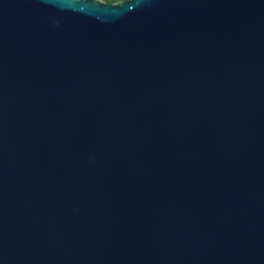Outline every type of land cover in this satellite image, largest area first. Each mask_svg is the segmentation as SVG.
<instances>
[{
    "label": "water",
    "instance_id": "1",
    "mask_svg": "<svg viewBox=\"0 0 264 264\" xmlns=\"http://www.w3.org/2000/svg\"><path fill=\"white\" fill-rule=\"evenodd\" d=\"M0 264H264V0H0Z\"/></svg>",
    "mask_w": 264,
    "mask_h": 264
},
{
    "label": "trees",
    "instance_id": "2",
    "mask_svg": "<svg viewBox=\"0 0 264 264\" xmlns=\"http://www.w3.org/2000/svg\"><path fill=\"white\" fill-rule=\"evenodd\" d=\"M107 1H119V0H107Z\"/></svg>",
    "mask_w": 264,
    "mask_h": 264
}]
</instances>
